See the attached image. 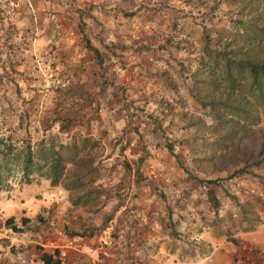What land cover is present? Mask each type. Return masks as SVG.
Listing matches in <instances>:
<instances>
[{"label":"rangeland","instance_id":"374dc122","mask_svg":"<svg viewBox=\"0 0 264 264\" xmlns=\"http://www.w3.org/2000/svg\"><path fill=\"white\" fill-rule=\"evenodd\" d=\"M73 1L42 2L35 19L34 3L0 0V134L15 144L1 191L29 188L45 202L40 227L103 238L119 252L132 231L165 251L194 250L196 238L205 245L222 231L237 254L244 230H264V115L215 119L209 102L223 113V87L209 85L201 58L239 20L264 18V0H107L71 22ZM51 140L88 141L77 156L88 161V187L69 184L82 172L71 161L69 186L39 174L25 183V149ZM91 188L98 201L85 195Z\"/></svg>","mask_w":264,"mask_h":264},{"label":"crops","instance_id":"0c3cea01","mask_svg":"<svg viewBox=\"0 0 264 264\" xmlns=\"http://www.w3.org/2000/svg\"><path fill=\"white\" fill-rule=\"evenodd\" d=\"M26 1L17 0L20 10ZM45 1L56 7L57 0H28L35 4L31 10L35 19L39 18L36 8L39 9V4ZM76 1L75 4L73 1L76 11L68 13L73 18L71 22L77 17L81 18L80 9L107 0ZM51 27L53 26L50 25ZM53 28L54 30L49 31L57 35L59 26L55 25ZM28 189L24 188V195H14V191L11 194L13 197L0 191V264H264V230L248 231L253 232V235H247L248 232L242 235L243 244L236 248L237 254L230 238L232 236L221 237L214 232L209 241L203 240L207 243L205 245L196 238L194 250L187 251L182 245L181 249L179 247L175 250L176 247L169 245L171 250L165 251L162 244L156 246L155 250H148L146 246L153 247L149 242L154 238H138L139 235L132 231L135 236L130 239L131 246L119 252L113 248L115 245L103 243V238L63 230L46 231L36 221L45 202L40 197L39 200L35 199L36 195L27 192ZM10 219L15 220L14 225L6 226L5 223ZM14 226L23 232H16ZM158 252L160 255L164 253L163 256L158 255Z\"/></svg>","mask_w":264,"mask_h":264},{"label":"trees","instance_id":"16d2710c","mask_svg":"<svg viewBox=\"0 0 264 264\" xmlns=\"http://www.w3.org/2000/svg\"><path fill=\"white\" fill-rule=\"evenodd\" d=\"M241 4L243 5V2ZM83 13L81 11V15ZM243 20L237 22L234 33L223 34L214 49L206 46L204 56L201 58L202 65L206 66L209 63L207 65L210 66L209 71L201 66V70H206H202L203 74H206L208 80L210 79L209 85L213 87L217 83L223 87L221 100L219 101V103L222 102L223 113L216 112L218 104L213 101L209 102L212 106L211 112L215 119H218L221 115L228 119V122H233L237 119L235 117L246 122L252 121V119L255 121L258 118L254 114L261 112L264 115V18H254V22ZM86 48L94 53L101 64L103 63L101 52L93 47L89 40H87ZM202 81L206 82L205 79H202ZM248 96L251 102L247 99ZM69 126V124H66L63 129ZM39 146L38 151H34L31 144L25 149L23 172L26 184L33 183L32 176L34 174L41 175L50 181L54 187L66 183L64 180L67 178L73 180L71 175H66V162L71 161V163L77 164V168L81 169L82 172L76 175H74V172L75 180L69 182V184L81 189L88 187L87 180L90 177L89 173L86 172L88 161L77 159L79 152H85L84 150L88 146L87 140H81L79 144L75 143V145L70 146L56 145L55 141L51 140L48 146L44 142ZM14 150L15 144H13L12 136L5 137L0 134V191L4 180L2 166ZM65 151H69L75 159H68ZM218 182L209 181L207 183L211 187L218 185ZM66 184L69 186L68 183ZM100 193L97 189L91 188L85 195L89 196L90 200L95 199L98 201ZM208 199L212 204L213 198L208 197ZM233 199L238 200L236 197H233ZM90 200L88 199L84 204L90 202ZM14 223L15 220L10 219L5 225L10 226ZM15 229L16 232H23L22 229H17V227ZM244 231L248 232L249 230ZM219 234L221 236H231V234L222 231Z\"/></svg>","mask_w":264,"mask_h":264}]
</instances>
